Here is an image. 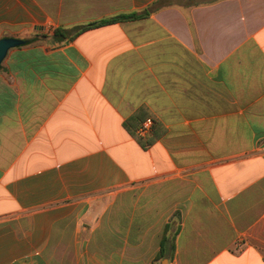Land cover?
Wrapping results in <instances>:
<instances>
[{"label":"crops","instance_id":"obj_1","mask_svg":"<svg viewBox=\"0 0 264 264\" xmlns=\"http://www.w3.org/2000/svg\"><path fill=\"white\" fill-rule=\"evenodd\" d=\"M155 1L0 0V264H264V0L54 37Z\"/></svg>","mask_w":264,"mask_h":264},{"label":"trees","instance_id":"obj_2","mask_svg":"<svg viewBox=\"0 0 264 264\" xmlns=\"http://www.w3.org/2000/svg\"><path fill=\"white\" fill-rule=\"evenodd\" d=\"M179 1V0H177ZM181 1V3H179ZM179 2H171L170 0H157L155 1L152 5L147 7L145 10L141 12H136V13H131V14H126V15H119V16H114L106 19H102L99 21H94L90 22L87 24L83 25H77L74 26L70 29L68 28H62V27H57L54 30V37L57 38L59 41H64V40H71L75 36H77L79 33H81L84 30H87L89 28H93L95 26L103 25V24H108L112 22H117L120 20H129V19H137V18H142L150 15L152 12L172 3H177L178 5H183V6H193L197 5L202 2H207L211 0H180ZM38 40L37 37H33L32 39L28 40L26 44H31L34 43ZM1 66V65H0ZM125 127H128L127 122L124 123ZM141 144L146 147V144L141 141ZM168 237L166 235L163 236L162 241H161V249L159 253L157 254V260L161 259L162 257L165 256V250L168 246ZM174 240V239H173ZM172 251L174 250V241H172L171 244Z\"/></svg>","mask_w":264,"mask_h":264},{"label":"water","instance_id":"obj_3","mask_svg":"<svg viewBox=\"0 0 264 264\" xmlns=\"http://www.w3.org/2000/svg\"><path fill=\"white\" fill-rule=\"evenodd\" d=\"M27 42L26 39L18 37L0 38V65L3 63L10 49L21 46Z\"/></svg>","mask_w":264,"mask_h":264},{"label":"built area","instance_id":"obj_4","mask_svg":"<svg viewBox=\"0 0 264 264\" xmlns=\"http://www.w3.org/2000/svg\"><path fill=\"white\" fill-rule=\"evenodd\" d=\"M154 124L155 121L153 118L148 117L147 119H145L138 128L137 136L146 137L149 133L153 131Z\"/></svg>","mask_w":264,"mask_h":264},{"label":"rangeland","instance_id":"obj_5","mask_svg":"<svg viewBox=\"0 0 264 264\" xmlns=\"http://www.w3.org/2000/svg\"><path fill=\"white\" fill-rule=\"evenodd\" d=\"M170 1L171 2H179L180 0L179 1H177V0H170ZM179 3H181V1ZM46 29H47V27H44V30L43 31H34L33 32L34 37H37L38 38V40L35 43H37V42H44L46 40L49 41V39L47 38L48 35H47V32H46ZM12 33L13 32H7L5 35H6V37H18V38L26 39L24 37L12 35ZM149 134H151V133H149ZM149 134L147 136H149ZM164 263H167V261H165Z\"/></svg>","mask_w":264,"mask_h":264}]
</instances>
